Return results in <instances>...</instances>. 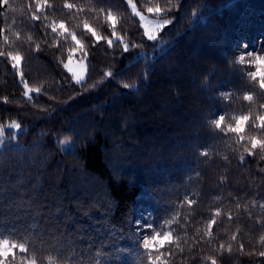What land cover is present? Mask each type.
I'll return each mask as SVG.
<instances>
[{
	"label": "trees",
	"instance_id": "trees-1",
	"mask_svg": "<svg viewBox=\"0 0 264 264\" xmlns=\"http://www.w3.org/2000/svg\"><path fill=\"white\" fill-rule=\"evenodd\" d=\"M132 2L143 14L164 9L157 17L170 23L155 40L127 0H48L35 20V0L0 3V128L21 125L0 150V239L28 248L4 264H119L136 252L144 264H264V152L244 151L264 139L253 126L264 89L233 50L246 34L250 45L261 38L264 58V0ZM100 9L128 52L85 31L87 22L112 38ZM53 22L88 54L81 83L64 67L71 35L52 33ZM8 52L21 55L23 81ZM25 83L40 92L28 99ZM244 115L243 133L231 132ZM139 204L149 234H169L162 248L137 246Z\"/></svg>",
	"mask_w": 264,
	"mask_h": 264
},
{
	"label": "snow or ice",
	"instance_id": "snow-or-ice-1",
	"mask_svg": "<svg viewBox=\"0 0 264 264\" xmlns=\"http://www.w3.org/2000/svg\"><path fill=\"white\" fill-rule=\"evenodd\" d=\"M0 3H5L6 4V0H0ZM127 3L129 5V7H131L132 12L135 16L139 17L141 21H143L145 18L144 16L137 11V8L135 6V4H133L132 0H127ZM50 5L48 4V0H35V12L33 13L32 18L38 19L39 16L37 15L38 13H40L43 9H45L46 7H49ZM64 7L66 9H73L75 7V5L71 4V3H65ZM91 11V9H89ZM101 13H104L103 9L99 10ZM164 9L161 8L160 6H155V7H148L147 8V12L151 13V14H156L159 15L161 12H163ZM105 14V17L107 19V21L111 24V37L112 38H108L105 37L101 34H98L97 31L92 28L87 22L84 23V29L86 32L91 33V36L93 37V39L97 42L100 43L102 41L107 42L108 46L111 47L114 44V41H119L122 45H123V51L126 53L129 50V44L125 43L123 41V38L117 35L116 32V20L115 17L113 16L111 11H108ZM168 23H170L169 20H163L162 23L159 25L160 27H163L164 25H167ZM51 31L52 33H58L61 36L64 35H71V38L75 44V47H73L71 49V53L75 54L77 51H81L83 52L84 57H87V52L83 51V45L81 44V41L77 39L75 34L69 33L68 28L65 26V24L63 22H53L51 25ZM144 35L147 36V38L149 40H155L156 36L154 34V32L149 31L147 28H145V32ZM133 47H135V45H133ZM5 53L3 51H0V56H4ZM8 58L13 62L12 63V67L16 68L18 70V75L21 76V80L23 81V75L19 72V65L21 62V55L19 53L13 54L11 52L7 53ZM247 56H252V53H247ZM256 60V64H257V68L258 71L256 72H251L249 73V75L252 77L253 80H258L259 83V87L261 89H264V70H260V65H264V58L257 56L255 57ZM245 61V56L244 55H240L238 57V62L243 63ZM72 62V56H69V62L64 64V67L66 69H68L70 72L72 71V69L70 68V64ZM83 64V60L80 62ZM105 77H111L113 76V73L111 71L105 72L104 73ZM72 78L77 82L80 83L81 81L84 80V75L83 74H78L76 72H72ZM99 83V82H98ZM123 87L125 89L131 87V85L129 84H124ZM31 92H40V88H30L27 83H25V92H24V96L27 97L28 99H31ZM244 100L247 101H251L253 99V97L251 95H245ZM5 103H7V98H5ZM260 107L262 109H264V104L260 105ZM224 120V117L221 116L218 120H214L213 123L215 124V126L217 128L221 127V124ZM256 121L258 123H255L253 126L254 127H259L260 129H264V115H258L256 117ZM249 122V116L244 115V116H240L236 119V125L234 127L230 126L229 130L231 132L237 133V134H241L244 131V127L245 125ZM9 128H15V129H19L21 127V125L19 123H17L16 121H12L9 125ZM3 132L4 129L0 128V137L3 136ZM240 139L243 140L244 136L240 135ZM0 142H3L2 139H0ZM61 143H65V141H61ZM259 148L262 152H264V139H257L255 136L250 138V148L246 147L245 148V153L252 155L254 154V150ZM241 160H243V155L241 156ZM262 207H264V205H262ZM209 227H211V223L209 224ZM3 229H0V231H2ZM170 240V236L168 233H164L163 235H158V234H154L151 236H145L143 238V247L145 249H152V248H162L164 246V244L166 242H168ZM261 240L264 241V237H261ZM18 249V251L20 253H27L28 252V248L26 247V243L25 242H17L15 240H9L7 238H2L0 239V264H4V261L6 258L8 257H15L16 255V250ZM260 256H264V251L259 253ZM156 260H159L160 257L156 256L155 258ZM210 259V264H217L216 259L214 258H209ZM29 264H35L34 261H30ZM154 264V262H153Z\"/></svg>",
	"mask_w": 264,
	"mask_h": 264
},
{
	"label": "rangeland",
	"instance_id": "rangeland-1",
	"mask_svg": "<svg viewBox=\"0 0 264 264\" xmlns=\"http://www.w3.org/2000/svg\"><path fill=\"white\" fill-rule=\"evenodd\" d=\"M130 9H131V7H130ZM131 11H132V9H131ZM137 11H138V9H137ZM141 14L145 18L143 21H141L140 18L138 17L139 20H140L142 28L144 29V31H145V28H147L149 31L154 32V34H155V36L157 38L158 37V33L165 26V25L163 27L159 26L162 23L163 20L161 18L157 17L159 15H156V14H151V13L150 14L141 13ZM244 35L245 36H242L239 39L237 38L235 43L233 42L234 43L233 50L236 53L237 58L240 55H244L245 56V61L242 64L247 66V67H249L251 69L250 73L251 72H256V71H258V68H257L255 57H257L259 55L254 50L259 46V44L261 42V38L254 39L253 42H252V45H250V43L247 41V39H249V36L246 35V34H244ZM158 46L166 47V46L163 45V43H159ZM247 53H252V56H247ZM70 55L72 56V62L70 64V68L72 69V71L70 72L68 69H67V71L71 75H72V72H76L78 74H83L84 75V80H85V77H86V65H85L84 61H83V64L80 63L83 60V59L79 58L81 56V51H77L75 54L70 53ZM68 62H69V59L67 60L66 63H68ZM260 70H264V65H260ZM83 81H81V82H83ZM8 125L4 128L3 136L0 137V139H2V141H3V142H0V150L3 149V147L6 145L7 142L9 144H14L17 134L21 131V128H19V129L9 128ZM64 145L67 148H69V149L72 148L71 147L72 146V142L71 141H65ZM137 210H138V213H136ZM146 210L147 209L144 208V206H142L140 204L137 205V208L135 209V214H134V217H133V221H132V229L134 230L133 233L135 234V237H136L135 239H136L137 246L139 248H141L142 250H151V249H145L143 247V238L145 236L154 235V234H149V232H148L150 215L147 213ZM155 234H158V233H155ZM158 235H162V234H158ZM152 249H156L157 250V248H152ZM137 257H139V259H140L139 262H136V258ZM29 262H27V264H29ZM132 262L133 263L135 262L137 264H144L143 256H141L140 252L128 253V256L125 259H122L119 262V264H132Z\"/></svg>",
	"mask_w": 264,
	"mask_h": 264
}]
</instances>
